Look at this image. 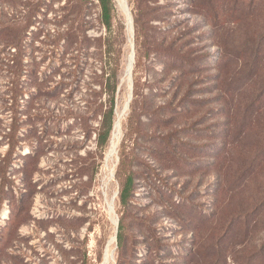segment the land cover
<instances>
[{
    "label": "rangeland",
    "instance_id": "374dc122",
    "mask_svg": "<svg viewBox=\"0 0 264 264\" xmlns=\"http://www.w3.org/2000/svg\"><path fill=\"white\" fill-rule=\"evenodd\" d=\"M112 4L0 0V264H264V0Z\"/></svg>",
    "mask_w": 264,
    "mask_h": 264
},
{
    "label": "trees",
    "instance_id": "16d2710c",
    "mask_svg": "<svg viewBox=\"0 0 264 264\" xmlns=\"http://www.w3.org/2000/svg\"><path fill=\"white\" fill-rule=\"evenodd\" d=\"M100 8H101V17L102 22L107 30L111 29V19H112V9L113 4L112 0H98ZM133 23V34L135 32V35L138 36V23L136 19L132 20ZM113 78L114 82L111 87L112 95L110 98V106L109 108L102 113L100 122H99V129L97 132V144L104 148L108 142L110 132L113 126L114 122V96L116 92V88L118 86V80H117V73L116 71L113 72ZM135 96V93L133 92V95ZM132 184H133V177L132 175L128 174L125 176L124 181L122 182V185L119 190V201L122 205H126L129 202V198L132 196ZM122 219H118L117 224V231H116V239L118 246H122L123 244V236H122Z\"/></svg>",
    "mask_w": 264,
    "mask_h": 264
},
{
    "label": "water",
    "instance_id": "95a60500",
    "mask_svg": "<svg viewBox=\"0 0 264 264\" xmlns=\"http://www.w3.org/2000/svg\"><path fill=\"white\" fill-rule=\"evenodd\" d=\"M126 10H127V8H126ZM126 15L129 17V20H130V25H131V29H132V37H133V24H132V18H131L130 13L128 12V10H127ZM131 50H132V53H133V55H134V44H133V42H132V45H131ZM129 82H130V84H129V90H130V93H129V95H128V100H127V102H126V104H125V107H127V108H128L129 102H130V100H131V98H132V83H131V75H130ZM111 203H112V200H111ZM112 209H113V208H112ZM113 212H114V211H113ZM117 224H118V219H116V231H117ZM115 239H116V233H115Z\"/></svg>",
    "mask_w": 264,
    "mask_h": 264
},
{
    "label": "bare ground",
    "instance_id": "6f19581e",
    "mask_svg": "<svg viewBox=\"0 0 264 264\" xmlns=\"http://www.w3.org/2000/svg\"><path fill=\"white\" fill-rule=\"evenodd\" d=\"M128 18V23H129V31L130 33H132V29H131V25H130V20H129V17L127 16ZM130 41V40H129ZM133 54V53H132ZM132 54H130L129 58H128V67H127V71H128V74L130 73V70H131V65H132V62H133V59H132ZM127 62V61H126ZM132 71V70H131ZM125 72V71H124ZM119 118V117H118ZM114 126V125H113ZM121 130V128H120ZM111 136V135H110ZM112 140V139H111ZM117 142V141H116ZM111 146V145H110ZM113 148V147H112ZM111 154V153H110ZM113 156V155H112ZM106 162V161H105ZM108 262V261H107ZM106 264V263H105Z\"/></svg>",
    "mask_w": 264,
    "mask_h": 264
}]
</instances>
